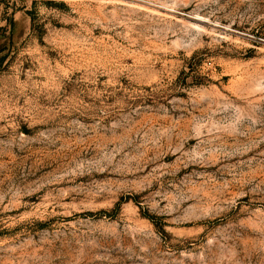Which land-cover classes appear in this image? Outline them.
Instances as JSON below:
<instances>
[{
  "label": "rangeland",
  "instance_id": "374dc122",
  "mask_svg": "<svg viewBox=\"0 0 264 264\" xmlns=\"http://www.w3.org/2000/svg\"><path fill=\"white\" fill-rule=\"evenodd\" d=\"M0 264H264V0H0Z\"/></svg>",
  "mask_w": 264,
  "mask_h": 264
},
{
  "label": "trees",
  "instance_id": "16d2710c",
  "mask_svg": "<svg viewBox=\"0 0 264 264\" xmlns=\"http://www.w3.org/2000/svg\"><path fill=\"white\" fill-rule=\"evenodd\" d=\"M3 59H4V56H0V66H1V64L3 62Z\"/></svg>",
  "mask_w": 264,
  "mask_h": 264
}]
</instances>
